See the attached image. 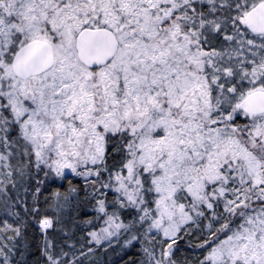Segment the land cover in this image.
<instances>
[{
    "label": "snow or ice",
    "instance_id": "1",
    "mask_svg": "<svg viewBox=\"0 0 264 264\" xmlns=\"http://www.w3.org/2000/svg\"><path fill=\"white\" fill-rule=\"evenodd\" d=\"M0 264H264V0H0Z\"/></svg>",
    "mask_w": 264,
    "mask_h": 264
},
{
    "label": "trees",
    "instance_id": "2",
    "mask_svg": "<svg viewBox=\"0 0 264 264\" xmlns=\"http://www.w3.org/2000/svg\"><path fill=\"white\" fill-rule=\"evenodd\" d=\"M111 256H112L111 250H109L108 257H111ZM186 256H190V253H188L187 251L182 250L180 253H178V258L181 260H183L184 257H186ZM100 259L105 260L107 258L105 257V255L103 253H101Z\"/></svg>",
    "mask_w": 264,
    "mask_h": 264
}]
</instances>
